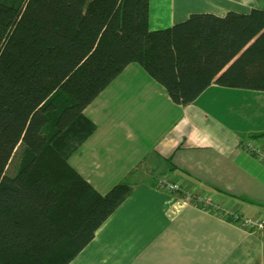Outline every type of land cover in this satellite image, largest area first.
I'll return each mask as SVG.
<instances>
[{
  "label": "trees",
  "instance_id": "16d2710c",
  "mask_svg": "<svg viewBox=\"0 0 264 264\" xmlns=\"http://www.w3.org/2000/svg\"><path fill=\"white\" fill-rule=\"evenodd\" d=\"M131 62L181 105L211 84L264 91V10L151 30L149 0H0V264H68L131 194L129 175L102 195L67 162Z\"/></svg>",
  "mask_w": 264,
  "mask_h": 264
},
{
  "label": "crops",
  "instance_id": "0c3cea01",
  "mask_svg": "<svg viewBox=\"0 0 264 264\" xmlns=\"http://www.w3.org/2000/svg\"><path fill=\"white\" fill-rule=\"evenodd\" d=\"M254 8L264 0H149V28ZM209 89L236 101L210 103ZM83 114L95 129L68 164L102 195L128 175L133 189L68 264H264L263 231L156 185L166 176L242 218L264 219V162L254 151L264 150V91L211 84L181 105L131 62Z\"/></svg>",
  "mask_w": 264,
  "mask_h": 264
},
{
  "label": "built area",
  "instance_id": "2783aa9c",
  "mask_svg": "<svg viewBox=\"0 0 264 264\" xmlns=\"http://www.w3.org/2000/svg\"><path fill=\"white\" fill-rule=\"evenodd\" d=\"M254 151L258 155L259 159L264 162V150L260 151L256 148H254ZM156 185L157 188H159L161 191H165L168 193L172 192H180L182 190L183 185L181 182H178L177 180L171 179L166 176H160L156 179ZM185 198L187 200H191L194 202V204L200 206L202 203L204 205H210L212 203H215L213 200L208 199L207 197H204L202 195H192L191 193H186ZM205 208V207H204ZM207 209V208H206ZM223 219L234 222L241 220L245 227H247L248 231H263L264 232V219L255 220L252 218H242L240 215L231 209H224L222 212H220Z\"/></svg>",
  "mask_w": 264,
  "mask_h": 264
},
{
  "label": "rangeland",
  "instance_id": "374dc122",
  "mask_svg": "<svg viewBox=\"0 0 264 264\" xmlns=\"http://www.w3.org/2000/svg\"><path fill=\"white\" fill-rule=\"evenodd\" d=\"M206 94L207 95H205V98H207L210 103L212 102L214 104H218V105H222V106H227V105L231 104V102L236 101L230 94L219 91V90L209 89V91H207ZM182 185H183V187H182V190H180V192L184 195V197H185L186 193H191L194 196L195 195H202L204 197H207L208 199H211L208 196L203 195L201 192H196V190L190 189L187 184H182ZM200 206L205 207L207 209L218 208L219 213L222 212L224 209H230V208L219 207L217 201L215 203L210 204V205H204L202 203ZM241 224L244 226L243 222ZM245 229H247V227Z\"/></svg>",
  "mask_w": 264,
  "mask_h": 264
}]
</instances>
